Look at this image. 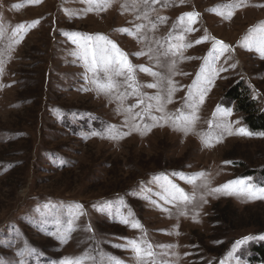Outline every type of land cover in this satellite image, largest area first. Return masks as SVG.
<instances>
[{
  "label": "rangeland",
  "instance_id": "obj_1",
  "mask_svg": "<svg viewBox=\"0 0 264 264\" xmlns=\"http://www.w3.org/2000/svg\"><path fill=\"white\" fill-rule=\"evenodd\" d=\"M261 28L264 0H0V264H264L259 238L236 244L264 235V198L215 191L264 188V130L229 98L238 87L264 112V53L247 43ZM76 32L126 53L137 92L115 76L101 91ZM215 41L229 51L212 60ZM205 67L200 103L189 92ZM164 175L188 201L166 199Z\"/></svg>",
  "mask_w": 264,
  "mask_h": 264
},
{
  "label": "snow or ice",
  "instance_id": "obj_2",
  "mask_svg": "<svg viewBox=\"0 0 264 264\" xmlns=\"http://www.w3.org/2000/svg\"><path fill=\"white\" fill-rule=\"evenodd\" d=\"M198 13L190 12L186 13L180 18L181 25H188V29L191 30L190 26L197 22ZM256 31V35L249 37L247 43L251 44L253 42L259 45V50L264 53V28H261ZM69 35V38L72 43L79 45L81 49V57L88 67L89 71L92 73L93 80L92 82L100 88L101 91L111 92L114 90L117 85L113 80V76L115 77H123L124 83L128 85L132 89V92H137V88L130 84L129 81L133 80V73L135 70L134 65L128 60L127 54L124 53L114 42L110 41L106 36L102 34L96 35H84L82 33H71L65 34ZM177 39H183V35L177 37ZM196 43H201V41H196ZM179 45L173 44L171 46V50L178 51ZM229 51V46L226 45L223 41H215L213 43L212 52L209 54L212 60L217 59L219 56H222L225 52ZM143 71H150L148 68L143 67ZM156 73H153L155 75ZM85 81L87 82V76L85 77ZM213 82L212 76L208 74L207 67L202 68L200 74H198L197 79L194 81L191 86V90L189 92V97L193 99V101L198 100L200 103L204 100V95L208 90V86ZM149 87H156L155 84L149 85ZM87 90V89H82ZM174 89L169 88V102H171V95ZM157 100L158 110L162 111V107L159 106L160 97L157 96L155 98ZM144 101H138L139 104H143ZM197 106V105H193ZM152 105L149 104L148 108L151 109ZM137 115H141L137 113ZM143 119V116H141ZM153 120L157 118L155 116L152 117ZM160 119H163L161 117ZM177 120H181L185 123H191L188 115L181 114V116L176 118ZM238 132L240 135H252L251 132L247 131L245 128H239ZM99 133H93V135H98ZM226 163H231L230 161H226ZM157 180H163L165 182L164 187L167 192L166 199L169 202H174L177 199L188 201L189 197L184 192L182 188H179L177 185L173 184L171 180L168 179L167 175L162 177H157ZM189 182H194V178H189ZM215 191H226L228 194H232V192H240L241 194H246L253 198H264V188L254 189L252 184L248 183V181L244 179H237L229 181L227 184L223 185L222 188H217ZM82 207V206H78ZM82 215V213H80ZM69 215H73V210L69 209ZM123 223L127 225L129 223L128 220H123ZM133 228H138V224H133ZM262 239L264 240V235L259 237H246L240 241H237V245H243L248 242V240L253 239ZM131 246L135 248L137 253L141 251L144 252L145 259H151L153 253L150 249L142 250L140 246H138L135 240L131 241ZM119 246V245H117ZM62 264H72L70 260H64Z\"/></svg>",
  "mask_w": 264,
  "mask_h": 264
},
{
  "label": "trees",
  "instance_id": "obj_3",
  "mask_svg": "<svg viewBox=\"0 0 264 264\" xmlns=\"http://www.w3.org/2000/svg\"><path fill=\"white\" fill-rule=\"evenodd\" d=\"M229 98L237 99L238 108L245 112L246 120L248 121L251 129L264 130V112L258 111V109L255 107V102L252 99H250L249 96H246L245 93L239 92L238 87H236L230 93ZM246 172H249V170H247ZM263 173H264V170H263ZM218 212H219L218 214L220 215L218 217V220H221L225 224H230L233 221V217L230 216L229 214H226L225 209L222 210L221 208L218 210ZM28 248L29 250H31V247H28ZM252 250H253V253L255 254L253 256V259L255 261L264 262V240L257 239L254 246H252ZM38 252L39 254H41L42 251L39 250ZM26 258H30V257H26ZM20 264H23V262L20 261Z\"/></svg>",
  "mask_w": 264,
  "mask_h": 264
}]
</instances>
